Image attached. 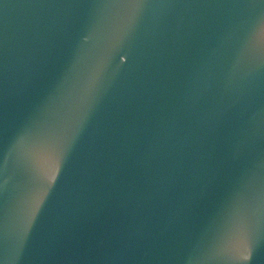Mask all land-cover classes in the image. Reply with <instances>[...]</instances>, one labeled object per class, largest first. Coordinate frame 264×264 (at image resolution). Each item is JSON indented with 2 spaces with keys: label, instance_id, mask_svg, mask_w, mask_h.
Masks as SVG:
<instances>
[{
  "label": "water",
  "instance_id": "water-1",
  "mask_svg": "<svg viewBox=\"0 0 264 264\" xmlns=\"http://www.w3.org/2000/svg\"><path fill=\"white\" fill-rule=\"evenodd\" d=\"M0 264H264V0H0Z\"/></svg>",
  "mask_w": 264,
  "mask_h": 264
}]
</instances>
